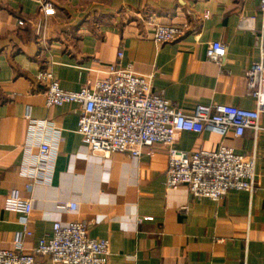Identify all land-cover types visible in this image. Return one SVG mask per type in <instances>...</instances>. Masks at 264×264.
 Listing matches in <instances>:
<instances>
[{"label":"crops","instance_id":"1","mask_svg":"<svg viewBox=\"0 0 264 264\" xmlns=\"http://www.w3.org/2000/svg\"><path fill=\"white\" fill-rule=\"evenodd\" d=\"M56 13L44 16L38 0H0V248L15 249L23 213L5 209L18 189L31 198L22 251L31 253L53 224L85 221L90 236L108 239L107 264H264V129L183 131L177 146L186 151L222 145L255 157L254 192L231 189L214 201L194 197L186 185L167 189L168 153L156 143L139 156L92 153L78 132L79 103L46 105L48 70L67 90L106 78L123 50L121 65L154 75L152 89L186 114L198 105L257 107L246 70L261 56L264 12L260 0H50ZM208 12L209 17H204ZM243 17H254L243 28ZM150 20L180 24L185 34L158 44ZM227 45L224 63L207 58L212 41ZM27 107L35 119L61 130L50 183L22 174V164L38 153L26 149ZM264 127V113L260 116ZM62 202H75L71 211ZM34 264H53L38 256Z\"/></svg>","mask_w":264,"mask_h":264},{"label":"built area","instance_id":"2","mask_svg":"<svg viewBox=\"0 0 264 264\" xmlns=\"http://www.w3.org/2000/svg\"><path fill=\"white\" fill-rule=\"evenodd\" d=\"M44 16L56 13L50 0H38ZM264 12V0H260ZM204 17H209L206 12ZM254 17H243L241 26L252 28ZM153 25V40L164 44L185 34L180 24H162L150 20ZM260 37L261 56L246 70L249 93L255 97L257 107L247 109L227 104L198 105L192 114H186L152 89L154 75H139L132 65L122 66L123 50L118 60L111 65L106 78L95 83L87 82L79 90L64 89L52 72L45 70L37 79L46 86V105L61 106L79 103L81 113L78 132L84 137L92 153L110 156L121 152L139 156L146 146L161 143L168 153V169L165 185L176 189L186 185L196 198L220 200L231 190L254 192L257 188L254 178L255 157L237 153L233 147L222 145L218 150L200 149L186 151L177 146L178 135L183 131L201 133L210 130L222 136L230 131L242 136L246 129L258 132L260 116L264 113V23ZM227 53L226 43L212 41L207 48V58L222 65ZM24 117L28 121L26 149L38 147V153L22 164V174L31 178L26 184L32 190L34 183L51 182L58 144L62 132L50 120L35 119L27 107ZM71 211L78 208L75 202H62ZM5 209L23 213L21 231L15 236L16 248H0V264H34L38 256H46L53 264H107L110 258V242L98 239L88 233L85 221H71L63 225L53 224L50 236L41 237L31 253L22 251L23 238L32 235L28 229L31 198L13 189L5 200Z\"/></svg>","mask_w":264,"mask_h":264}]
</instances>
